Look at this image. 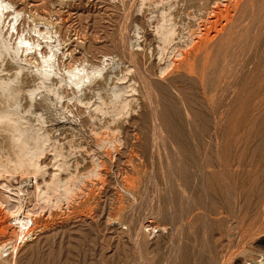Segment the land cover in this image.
<instances>
[{"label":"rangeland","instance_id":"obj_1","mask_svg":"<svg viewBox=\"0 0 264 264\" xmlns=\"http://www.w3.org/2000/svg\"><path fill=\"white\" fill-rule=\"evenodd\" d=\"M2 1V36L13 45L24 35L30 44L21 50L31 48L35 60L25 61L23 50L18 60L0 54V155L31 150L38 136L47 139L39 186L54 175L87 181L71 207L37 216L32 240L14 257L6 252L7 262H264V0H240L228 39L220 36V48H212L226 61L212 53L218 66L209 63L204 82L199 61V77L160 71L202 23L218 20L213 10L230 0ZM163 18L173 32L162 52ZM224 43L230 48L222 47L228 50L222 54ZM51 46L54 67L41 81V55ZM80 64L89 82L79 89L58 84ZM123 101L128 109L116 115L111 102ZM115 131L123 141L110 161L97 142ZM101 161L103 176L94 178V163ZM8 182L0 178V192H9Z\"/></svg>","mask_w":264,"mask_h":264},{"label":"bare ground","instance_id":"obj_2","mask_svg":"<svg viewBox=\"0 0 264 264\" xmlns=\"http://www.w3.org/2000/svg\"><path fill=\"white\" fill-rule=\"evenodd\" d=\"M154 1L156 3H160V2H162L164 0H154ZM150 2H151V0H150ZM141 3H144V2L141 1ZM242 3H243V1H242ZM239 5H241L240 0H230V2L225 4L223 7L219 6L215 10H213L212 13H214L215 19H218V20L215 21V20H212L213 18H211V19L209 18V20L206 23H202L199 26L198 31L196 33L190 34L189 42L187 43L186 48L183 49V50L179 49V50L174 52L176 54H174V57L165 65L164 68L161 69L160 75L162 76L169 69H172V70H175V71H179L180 70V72H181V69H183V70H186L189 74H191L193 76L195 74L196 75L200 74V76H201V73H199V72L197 73V71L202 70L203 71V74L201 76L202 80L201 79L200 80L204 82V78H202V77H205L204 76L205 71H206L207 67L209 68V63L212 62V61H210L211 58H213V57H211V55H214L216 53L215 55L217 56V55H220L219 53H221V52H218V51H221L220 49L219 50L217 49L218 50L217 51L218 54H217V52H214L215 50L213 51L212 48L215 47L219 43L218 41L220 39H218V38L220 36L225 35V33L227 34L228 31H226V28L229 27L228 25L232 26L234 24L233 26H235V21L233 20V18L235 16H234L233 13H234V11L240 9V8H238ZM6 8H7V4H5L2 0H0V54L1 53H4L6 55L7 54H12V56L15 59H17L19 54H21L19 52L23 50L22 52H23V56L25 55V61H27L28 63H31L32 60H35V58H34L35 56L33 57L32 56L33 54L32 55L29 54L31 48H25V49L21 50L23 45L30 44V43L26 42L27 40L25 41V38L23 37L24 36L23 34H22L23 36L19 35L16 38V41H15V43L13 45L10 43V40H9L8 37L2 36V30H3L2 28H4V25L2 27V24H3L2 21H4V20H2V17L4 18V16L6 15V13H3V12L6 11L5 10ZM239 11L241 12V10H239ZM252 12H253V10H252ZM239 13L237 15H241L242 12L240 14ZM243 13H245V11ZM3 14H4V16H3ZM18 17L20 18L18 13H16L13 16V18H12V20H13L12 22L13 23L11 25V30H14L16 28L15 26H16V22L18 21ZM163 17H164V15H163ZM222 18H225L224 21H221ZM251 18H252V16H251ZM168 22L169 21H167L166 18L165 19L163 18L162 23L159 25V35L158 36H160L159 38L162 41L161 43L164 45L163 48H161V50H160L162 52L167 50L166 49L167 47H165V46H169L170 43L172 42L171 41V39H172L171 37H172V32L173 31L171 29V26L168 25ZM232 22H234V23H232ZM48 26H50V25H48ZM217 26H219V28L216 30ZM213 29L216 30V31H212ZM237 30L238 29H236V31ZM56 32H57V30H56ZM231 32H233V30ZM231 32H229V33L231 34ZM49 33L50 32H48V31H46L45 33L43 32V34L45 35L44 38H47V37L49 38ZM239 33H241V32H239ZM57 34L58 33H56V35ZM236 34H238V33H236ZM40 35H42V34L40 33ZM222 37L223 38H221V40H225L227 38L226 35H225V37L224 36H222ZM228 37H229V35H228ZM231 37L234 38L233 36H231ZM229 39H231V38H229ZM230 41L231 40H228V42H230ZM215 43H217V44H215ZM241 43H242V41H241ZM219 44H218V46H219ZM222 44H223V41H222ZM224 44H225V46L222 45L221 48L222 47L223 48L224 47L225 48H230V46L227 47L229 45V43H228V45L226 43H224ZM38 45H39V43H38ZM218 48H220V46ZM53 49H54V46H51L50 49H48L49 52L47 54L45 53V55L44 54L41 55L42 64H40L41 65L40 69H44V71L41 72V77H40L41 81H45L47 79L48 74L50 72H52V69L54 67L52 61H54L53 60V58H54V50L56 49V47H55L54 50ZM213 49H215V48H213ZM224 49L222 50V54H225L223 52H227L228 53V50L224 51ZM212 53H214V54H212ZM217 57L216 58L214 57V59H212L213 61L215 59L217 60L216 64L218 63V60L220 61V59H222V58H223L222 60L226 61L225 60L226 57H225V59H224L223 56L218 57L220 59H217ZM198 61H199L200 64L202 63V65H201L202 67H198L200 70H198V68L196 69V67L199 65V63H198V65L196 63ZM222 64H223V62H222ZM212 65L210 66V68H212V67L214 68L215 66H218V65H215V64H214L215 66H212ZM32 66H33V64H32ZM73 66H75V65H73ZM223 66L225 67V65H223ZM38 68L39 67H37V69ZM215 68H217V67H215ZM85 70L86 69H84L81 66V64H80V66L78 65L77 67L70 68L69 70H67V74L65 73L66 76H64L63 78H61L58 81V84L60 85V84L64 83V85L66 84V85H68V87L69 86H74V87L79 89L81 85H84L85 83L89 82V79H90V75L91 74L85 73ZM183 70H182V72H183ZM208 70H210V69H208ZM213 71H216V70H213ZM97 72L98 73L100 72L99 68L95 69L92 73L94 75V73H97ZM180 72H178V73H180ZM98 73H97V75H98ZM172 73H173V71H172ZM210 73L211 72H209V74ZM213 73H211V74L213 75ZM218 73H219V71H218ZM214 75H216V74H214ZM258 76H259V74H258ZM261 76H263V75H261ZM201 81H199V82H201ZM262 83H263V81H262ZM202 85L206 86V84H202ZM246 86H248V85L246 84ZM241 87H243V86H241ZM203 90H204V92H206L205 87H204ZM32 93L33 92H31V94ZM113 101H116V100H113ZM182 101L184 102V99H182ZM112 102H111L112 105H110V106H111V109L113 110V112L116 113V115H119V114L124 113V112L127 111L128 103H126L125 101H123L120 104H118V106L115 103H112ZM102 105H105V104H102ZM103 135L104 136L101 137V138L98 137L99 138V140H98L99 142H97V143H99V146L101 148L106 149L105 151H107V154L109 155V159L111 161L112 158H113V154H114V153L112 154V151L117 150L121 146V142L123 140L121 141L119 132H116V131L112 132L111 134L110 133H107V134L105 133ZM18 137L21 138V134H19ZM36 139H37L38 144L31 150H29L28 148L24 147L23 149L20 150L19 153H13V155L9 154V155H6V156L3 155V154L0 155V178L1 179L5 178V179H8L10 181V182H8L7 185L3 186L4 188H7L9 192H5V191L0 192V237H2L0 239V264H16L15 262H13L14 258L11 259L12 262H7V261H9V259L6 261L5 260L6 256L4 257V254L6 252H10L8 254V256L12 255L14 257L17 254L19 245L24 243V242H26V241L28 242V240L31 239L35 235L34 234L35 229H37V227H38L37 226L38 225L37 216L40 213L42 214L43 211L52 212L54 209H57V208L59 210L62 205H66L67 207H69L70 205L75 203L76 202L75 197L78 195L77 191H82L83 187H85L84 185L87 182V181L85 182V180H83V179H81V180L67 179L66 181H61V179L59 180L58 177L54 175L52 177L51 182L49 184H46L45 187L39 186L37 184V178H38V176L40 174V160H41V157L44 154V151H45L44 146H45V143L47 142V139H40L38 136H37ZM117 153H118V151H117ZM60 156H61L60 153H57L55 155V160L58 157H60ZM102 162L103 161H101L100 163H98V162L94 163V171L92 173V176L94 178L103 176V175H101L102 172L100 171V169L102 167V164H101ZM90 179H92V178H90ZM129 181H130V178H126L125 179L126 184H128V186L130 187L131 185H130ZM14 182H17V184H14ZM130 182H132V181H130ZM89 183H90V181H89ZM91 190H92V188H91ZM141 226H142V224H141ZM144 227H146V226H144ZM147 227H149V226H147ZM229 254H231V253H229ZM259 262H261V264H264V262L262 260L259 261Z\"/></svg>","mask_w":264,"mask_h":264}]
</instances>
